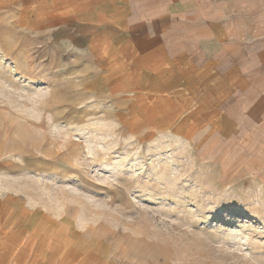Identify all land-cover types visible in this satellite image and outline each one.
Returning <instances> with one entry per match:
<instances>
[{"label":"rangeland","instance_id":"1","mask_svg":"<svg viewBox=\"0 0 264 264\" xmlns=\"http://www.w3.org/2000/svg\"><path fill=\"white\" fill-rule=\"evenodd\" d=\"M90 5L0 0V264H264V0L184 6L205 83Z\"/></svg>","mask_w":264,"mask_h":264},{"label":"crops","instance_id":"2","mask_svg":"<svg viewBox=\"0 0 264 264\" xmlns=\"http://www.w3.org/2000/svg\"><path fill=\"white\" fill-rule=\"evenodd\" d=\"M90 3L95 6L86 9L87 18L110 20L114 22L113 26H121L115 25L116 22L124 21L134 57L144 64H139L138 69L145 70L147 61L157 68L168 58L180 71L194 69L199 83L209 80L212 52L202 50L204 38L194 39L183 31L192 26L187 19H182L183 13L188 11L184 6L189 4V0H170L169 4L165 0H90ZM163 28L174 29L175 35L165 38ZM164 53L169 56H163ZM215 66L220 69L219 64Z\"/></svg>","mask_w":264,"mask_h":264}]
</instances>
